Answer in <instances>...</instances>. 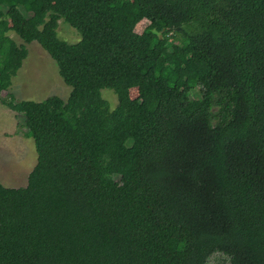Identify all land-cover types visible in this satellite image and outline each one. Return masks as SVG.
<instances>
[{
  "label": "trees",
  "instance_id": "1",
  "mask_svg": "<svg viewBox=\"0 0 264 264\" xmlns=\"http://www.w3.org/2000/svg\"><path fill=\"white\" fill-rule=\"evenodd\" d=\"M22 23L65 99L7 91ZM1 90L37 159L0 183V264H264V0H0Z\"/></svg>",
  "mask_w": 264,
  "mask_h": 264
},
{
  "label": "rangeland",
  "instance_id": "2",
  "mask_svg": "<svg viewBox=\"0 0 264 264\" xmlns=\"http://www.w3.org/2000/svg\"><path fill=\"white\" fill-rule=\"evenodd\" d=\"M146 23L145 20L139 22L135 30L140 31ZM29 29L27 23H22L17 30H10L7 34L16 44H23L21 33ZM56 33L69 43L80 38L78 31L62 18L57 21ZM24 44L27 53L7 91L16 99L39 101L52 94L65 99L70 86L62 80L55 60L36 40ZM100 92L111 109L117 105V96L112 89L102 88ZM5 94L6 90L0 91V183L18 187L26 184L27 174L36 163L37 153L33 139L23 135L22 115L1 102ZM131 95H135L134 89ZM222 258L219 253L211 254L207 264H217Z\"/></svg>",
  "mask_w": 264,
  "mask_h": 264
}]
</instances>
